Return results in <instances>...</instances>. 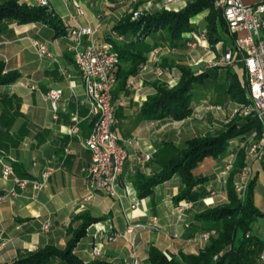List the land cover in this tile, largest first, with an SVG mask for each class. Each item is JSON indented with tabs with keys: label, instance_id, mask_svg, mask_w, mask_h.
I'll use <instances>...</instances> for the list:
<instances>
[{
	"label": "crops",
	"instance_id": "1",
	"mask_svg": "<svg viewBox=\"0 0 264 264\" xmlns=\"http://www.w3.org/2000/svg\"><path fill=\"white\" fill-rule=\"evenodd\" d=\"M6 1L0 0V4ZM17 1L36 6L35 0ZM131 1L81 0L86 10L77 24L94 30V34L84 37L82 43H106L114 26L111 16H123ZM187 1L175 0L171 8L180 10ZM242 1L250 6L264 3V0ZM48 7L61 20L67 35L56 37L53 29L40 23L22 26L0 21V75L16 73L19 76L15 82L0 86V197L16 187L12 178H3L2 164L10 166L15 177L21 180H40L43 172H51L42 190L18 189L16 197L0 201V264L12 262L46 245L64 246L69 237L68 228L78 227L81 224L78 217L83 214L104 219L91 225L75 248V254L85 263L131 264L134 250L140 264H148L150 245L170 255L196 254L205 247L200 234L211 229V223L198 220L196 216L209 204L226 200V187L217 173L221 167L216 161L204 160L207 172L193 171L196 176L210 178L207 189L212 188L213 196L188 202L181 218L175 213L181 201L174 203V197L182 188L177 176L156 186L152 195L143 199L137 197L133 181L138 175L150 177L157 173L160 164L156 156L162 145H182L196 132L198 124L188 120L145 121L140 117V108L154 92L152 81L146 73H141L131 88H127V81L125 90L112 100L113 128L121 143L137 137L141 151L149 153L151 159L142 161L133 146L126 147L128 157L118 182L120 198L95 193L86 200L85 173L91 163V153L84 142L90 134L92 120L87 105L79 103L84 100V89L73 61L74 39L70 34L76 23L68 20V14L74 11L62 0H48ZM151 38L143 45L153 44ZM32 41L45 44L52 58H39ZM149 51L145 53L146 61ZM115 87L116 83L113 91ZM50 89L62 91L57 114L45 98ZM196 106L193 108L198 109ZM74 116L77 121L73 120ZM252 170V177L256 178L254 205L264 213V166L255 162ZM153 221L156 229L149 228ZM45 223L50 225L47 231L43 230ZM129 225L140 227L126 238L107 241L112 233L122 234ZM253 228L251 234L262 241L264 250V218L258 219Z\"/></svg>",
	"mask_w": 264,
	"mask_h": 264
},
{
	"label": "trees",
	"instance_id": "2",
	"mask_svg": "<svg viewBox=\"0 0 264 264\" xmlns=\"http://www.w3.org/2000/svg\"><path fill=\"white\" fill-rule=\"evenodd\" d=\"M207 11L205 17L206 34L210 45L221 41L218 28L224 33L229 32L223 11L214 6V0H195L178 12L159 11L152 15L141 16L131 21V15L121 19L113 26V30L124 39L122 42H107L112 45V51L119 59L115 71L116 87L112 91L114 101L118 94L125 90L127 81L137 74L139 67L146 61V51L153 47L162 46L155 38L163 34L169 45L184 44L183 36L195 29L191 19ZM0 21L16 22L18 25L40 23L47 25L55 32V36H64L68 31L61 20L54 15L49 7L28 6L17 0H8L0 4ZM130 37L129 40L126 38ZM152 37L154 43L144 46L147 38ZM225 93L236 103H247L246 82H240L236 73L228 68ZM181 76L177 85L171 89L154 84V93L150 94L140 108V117L145 121H182L192 115V91L196 85H202L211 71L194 75L191 71L180 68ZM18 74L7 73L0 75V86L8 85L18 79ZM228 78V79H227ZM261 125L252 117H237L227 125L226 130L217 136L192 138L178 146L164 143L156 158L160 164L157 173L150 177L138 175L133 181L139 199L152 195L156 186L177 176L182 184L179 193L174 197V203L180 201L196 202L208 196L207 183L210 178L194 175V169L205 159L219 160L227 154L233 139L245 141L252 131L261 133ZM243 152L237 155L234 169L230 173L226 185V203L217 204L205 209L196 219L211 223V229L216 236L211 238L208 245L196 254L179 253L170 259L154 245H150L147 253L148 264H260L258 257L263 251L262 241L255 235L249 234L253 224L264 218L254 205V190L256 178L252 177L243 199L238 198L233 187V177L243 167ZM2 193L0 192V196ZM81 224L76 228H68L69 237L63 248L46 245L33 252H28L18 259L4 264H110L104 261L85 263L75 254L79 241L86 235L87 229L103 218L80 215ZM206 231V232H207Z\"/></svg>",
	"mask_w": 264,
	"mask_h": 264
},
{
	"label": "built area",
	"instance_id": "3",
	"mask_svg": "<svg viewBox=\"0 0 264 264\" xmlns=\"http://www.w3.org/2000/svg\"><path fill=\"white\" fill-rule=\"evenodd\" d=\"M62 1L66 7H71L74 11L68 14V20L76 23L70 34L74 39L71 48L73 61L79 71L84 89V100L79 103L87 105L92 120L90 134L84 142L85 148L91 153V163L85 173L86 200L95 193H103L119 199L118 182L123 172L124 162L128 157L126 147L133 146L140 156V160L145 162L151 159V155L141 151L137 137L128 138L121 143V139L113 128L115 115L112 91L116 83L115 71L119 65V59L113 53L112 45L109 42L84 45L82 39L92 36L94 30L77 24V20L85 15L81 0ZM35 3L37 6L48 7V0H35ZM214 6L223 11L228 33L232 38V46L228 47L218 58L214 56L207 68H231L241 64L248 102L232 110L230 117L255 118L262 129L260 134L252 131L243 141L247 144L245 164L240 170L238 181L235 184L236 193L240 199H243L253 175L252 165L259 162L264 166V3L258 2L256 5L250 6L244 4L242 0H214ZM108 38L112 41H123L122 37H118L113 30L109 32ZM193 38L195 41L187 42V46L194 47L197 43L206 41L204 34L193 36ZM31 44L39 58H52L45 44L38 41H32ZM161 50V47L153 48L152 55L158 58ZM154 72L158 77L163 75V70L160 68H156ZM134 82L133 79L130 80L127 88L133 87ZM45 98L50 102L54 114H57L62 91L50 89L46 92ZM211 108L221 109L220 106L215 105ZM73 120L77 121V117L74 116ZM231 167L232 165L227 163L219 175L225 178ZM2 168L3 178H12L16 187L0 197V201L16 197L18 189L24 190L31 187L34 192L42 190L51 175L50 171H45L41 174L40 180H21L15 177L10 166L2 164ZM187 206L188 202L186 201H181L176 206L175 213L178 218L182 217ZM49 226V223H45L43 230L47 231ZM156 226V222L153 221L149 228L156 229ZM139 227L140 225H129L124 233H112L107 237V241L112 242L120 237L126 238ZM214 233V230L203 232L200 234V239L207 240ZM132 246L134 247L133 243ZM258 261L260 264H264V250L260 253ZM131 264H140L134 250Z\"/></svg>",
	"mask_w": 264,
	"mask_h": 264
},
{
	"label": "rangeland",
	"instance_id": "4",
	"mask_svg": "<svg viewBox=\"0 0 264 264\" xmlns=\"http://www.w3.org/2000/svg\"><path fill=\"white\" fill-rule=\"evenodd\" d=\"M111 1V0H110ZM162 1V2H161ZM175 0H172L169 2L168 0H132L131 3L126 7V12L123 13V16H117L116 18L114 16H111L110 22L114 23V25L119 22L121 19L125 18L126 16L131 15V21H135L141 16L145 15H152L156 12L159 11H168V12H178L185 8V6L195 0H188L187 3L183 8L180 10H173L171 8L172 3ZM86 10V7L84 11ZM114 14V13H113ZM208 12L204 11L196 16H194L191 19V23L194 27V31L187 33L183 36L184 38V43L183 45L178 46H171L167 41H165L163 34H160L159 37L157 36L155 40L157 42L162 43V46H155L156 47H161L160 54L157 58V56L152 55V50L153 48L148 52V59L145 61L143 64L140 65L139 70L136 75L131 77L128 81L134 80L136 81L139 77L140 74H147L149 75V78L152 81V84H159L163 85L164 87L171 89L175 87L180 79L181 72L180 68H185L189 71H191L194 75H199L201 73H204L205 71H211L209 73L208 78L205 80V82L202 85H196L192 91L193 97H192V106H196L198 102H201L196 106L199 107L198 109L193 110L192 115L184 120L190 121V123L193 124H198L196 127L197 130L195 133H192L189 139L192 138H199V137H207V136H217L218 134L222 133L223 131L226 130V127L228 124H230L234 119L237 117L231 118V111L237 108L241 103H236L232 101L227 94L225 93V84H226V78L228 77L225 72L226 69H220V68H212L209 69L207 68L209 62L213 59L215 56L218 58L220 55H222L225 50L228 47H231L232 45V38L229 35V33H223L220 28L219 34L221 41L217 42L215 45H210L207 39V34H206V22H205V17L207 16ZM119 17V18H118ZM117 18L119 20H117ZM113 30V28H112ZM114 31V30H113ZM117 34V33H116ZM199 34H204L206 37V41L204 43H197L194 47H189L186 45L187 42H193L195 39L193 36H199ZM118 35V34H117ZM118 37H122L118 35ZM122 39H124L122 37ZM127 40L130 39V37L126 38ZM160 68L163 70V75L158 77L155 74V69ZM232 72L236 73L237 78L239 79L240 82L244 83L245 78L244 75L241 72V64H237L234 67L228 68ZM216 73L218 76H215ZM223 75V76H220ZM146 76V75H145ZM228 79V78H227ZM153 88V86H152ZM154 89V88H153ZM155 91V90H154ZM154 93V92H153ZM213 105L215 106H220V110H214L211 108ZM195 128V129H196ZM183 133V130L181 131ZM185 137H189L186 135ZM183 140V139H182ZM187 141V140H186ZM185 142V141H184ZM243 141H239L238 139H233L230 142V147L226 155H224L221 159L215 160L218 167H221V170L223 167L227 164L230 163L232 167L230 168L228 174L225 176V178H222L219 173L221 170L219 169L217 171L218 173V179L221 180L223 183V186L227 185L230 173L234 169V164L237 159V155L239 152H243L244 160H243V166L245 164V153H246V146L247 144L243 143ZM206 161L213 160L210 158L205 159ZM200 163L194 171H200L201 173L207 172L206 169L207 167L205 165H202ZM242 169V168H241ZM240 169V170H241ZM208 170V169H207ZM204 171V172H203ZM200 173V174H201ZM240 171L234 175L233 177V187L235 191V184L238 181V175ZM217 177V176H216ZM213 179V178H212ZM181 183V181H180ZM212 188L208 190V196L207 197H212L213 194ZM236 193V191H235ZM238 196V194L236 193ZM239 198V196H238ZM227 201L223 200L221 202H218L217 204H224ZM216 203V202H215ZM214 204V205H217ZM212 204H209V207L214 206ZM208 207V208H209ZM207 209V208H206ZM254 224L252 226V230L250 233L247 235L251 234L252 231H254ZM216 236V232L209 236L207 240H202V242L205 244V246L208 245L209 241L211 238ZM65 245V244H64ZM64 246H61L60 248H63ZM39 249V248H38ZM37 250V249H36ZM35 251V250H34ZM33 252V251H31ZM28 253V252H27ZM183 253V252H180ZM137 254V252L135 253ZM166 257L168 259L171 258L172 255L166 254ZM179 254V253H178ZM176 254L175 256H177ZM137 256V255H136ZM138 257V256H137Z\"/></svg>",
	"mask_w": 264,
	"mask_h": 264
},
{
	"label": "bare ground",
	"instance_id": "5",
	"mask_svg": "<svg viewBox=\"0 0 264 264\" xmlns=\"http://www.w3.org/2000/svg\"><path fill=\"white\" fill-rule=\"evenodd\" d=\"M205 44V43H204ZM204 165V164H203Z\"/></svg>",
	"mask_w": 264,
	"mask_h": 264
}]
</instances>
